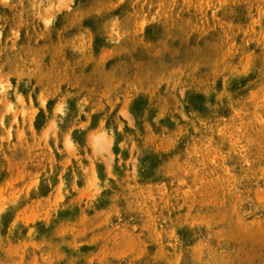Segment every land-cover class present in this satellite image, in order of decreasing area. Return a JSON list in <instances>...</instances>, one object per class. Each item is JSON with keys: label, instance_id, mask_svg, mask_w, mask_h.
<instances>
[{"label": "rangeland", "instance_id": "rangeland-1", "mask_svg": "<svg viewBox=\"0 0 264 264\" xmlns=\"http://www.w3.org/2000/svg\"><path fill=\"white\" fill-rule=\"evenodd\" d=\"M0 264H264V0H0Z\"/></svg>", "mask_w": 264, "mask_h": 264}]
</instances>
